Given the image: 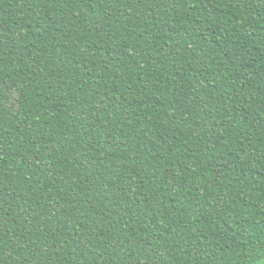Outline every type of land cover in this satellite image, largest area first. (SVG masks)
Instances as JSON below:
<instances>
[{
	"label": "trees",
	"instance_id": "16d2710c",
	"mask_svg": "<svg viewBox=\"0 0 264 264\" xmlns=\"http://www.w3.org/2000/svg\"><path fill=\"white\" fill-rule=\"evenodd\" d=\"M0 264H264V0H0Z\"/></svg>",
	"mask_w": 264,
	"mask_h": 264
}]
</instances>
